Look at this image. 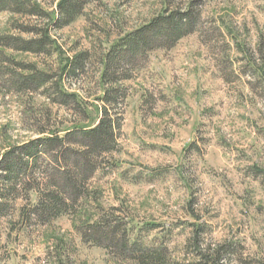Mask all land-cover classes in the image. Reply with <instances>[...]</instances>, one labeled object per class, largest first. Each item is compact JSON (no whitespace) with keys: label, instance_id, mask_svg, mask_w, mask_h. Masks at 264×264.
<instances>
[{"label":"rangeland","instance_id":"obj_1","mask_svg":"<svg viewBox=\"0 0 264 264\" xmlns=\"http://www.w3.org/2000/svg\"><path fill=\"white\" fill-rule=\"evenodd\" d=\"M24 1V12H0V36L51 41L42 54L0 48V159L93 128L105 110L119 128L93 155L88 196L49 220L35 213L54 189L47 157L11 194L0 172V264H142L140 249L202 264L195 237L219 264H264V0H93L67 25L56 24L62 0ZM172 13H191L190 33L172 44L153 37L104 76L115 47ZM34 71L50 82L18 91L12 77ZM58 91L76 94L79 109L54 103ZM100 221L138 253L97 245Z\"/></svg>","mask_w":264,"mask_h":264},{"label":"trees","instance_id":"obj_2","mask_svg":"<svg viewBox=\"0 0 264 264\" xmlns=\"http://www.w3.org/2000/svg\"><path fill=\"white\" fill-rule=\"evenodd\" d=\"M93 0H62L59 5L62 18L56 20V24L67 25L74 20L79 14L84 4ZM27 5L24 0H0V12L11 11L14 13H21L27 10ZM31 14H40L39 11H34ZM192 15L186 14H164L161 17L153 20L149 25H146L137 32L132 33L127 37L123 43L115 47L107 57V66L104 76L108 77V73L113 65L120 64L125 61V54L127 52L135 54L139 50L145 51V48L151 46L158 36L161 41L175 43L183 36L191 32ZM27 33H37L36 29H21ZM40 35V33H37ZM51 41L47 34H43L39 39L25 40L18 37L0 36V48L11 49L18 52L42 54L46 52V47ZM121 49V50H120ZM4 52L0 51V58L4 57ZM123 58V59H122ZM81 62L77 60L73 62L71 67L79 69ZM116 68L118 66H115ZM114 67V68H115ZM33 70H36L33 67ZM113 76V75H112ZM13 85L19 91L29 90L35 93L41 90L51 80V75L47 73H36L34 71L30 75H22L12 77ZM112 81H114L111 78ZM109 80V81H111ZM111 94L107 93L104 97L107 103H110ZM111 98V99H110ZM76 94H69L67 92L58 91L57 97L52 101L61 106L68 107L73 104L75 109H79ZM117 120H113L105 110V115L100 123L90 129H75L66 133L63 137L55 134L51 136H44L36 141L18 147L6 153L0 159V172L6 182L9 184L7 194H11L17 188L21 179L29 180L31 172L33 174L38 162L42 157H47L53 164V174L50 177V183L54 189L48 193L47 199H41L39 205L35 209V213L42 221L49 220L59 216L61 213L67 212L70 208L78 203L84 197L88 196V191L83 185L88 177H90L95 170L96 162L93 155H99L101 152L108 150V148L116 141V129L119 128ZM43 135L45 131L41 132ZM78 147L80 149H78ZM60 148V151H56ZM62 160L65 161L66 167H62ZM72 164L70 166L69 164ZM23 176V177H22ZM25 176V177H24ZM21 178V179H20ZM22 180V181H23ZM36 181V180H35ZM38 182V180H37ZM42 183H36L35 189L40 192ZM100 221L91 229V234L99 235V239H95L97 245H104L103 242H111L116 244L123 255L138 253L137 245L131 243L125 235L118 237L119 226L105 224ZM101 224H105L103 227ZM155 226V225H151ZM128 234V232H126ZM194 245L201 258L202 264H219V252L217 256H206L202 253L199 246V238L195 237ZM141 251V257L136 259L142 264H169L165 254L161 250L146 249ZM206 259V260H205Z\"/></svg>","mask_w":264,"mask_h":264}]
</instances>
